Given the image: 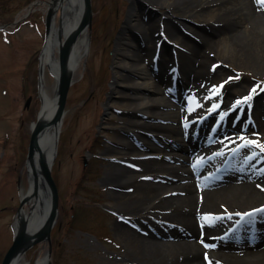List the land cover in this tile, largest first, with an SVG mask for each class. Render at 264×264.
Returning <instances> with one entry per match:
<instances>
[{"label": "bare ground", "instance_id": "obj_1", "mask_svg": "<svg viewBox=\"0 0 264 264\" xmlns=\"http://www.w3.org/2000/svg\"><path fill=\"white\" fill-rule=\"evenodd\" d=\"M127 1L129 6L123 25L113 39L111 80L103 105L104 111L111 115L108 118H113L112 113L120 115L119 119L113 121L117 122L115 132L126 131L127 136L121 133L116 135L118 146L110 145L102 151L109 155L111 161L102 181L112 198L118 199L117 211L121 215L129 214L135 223L141 222L146 228L141 232L129 229L133 235H137L136 242L131 252L120 254L124 258L122 263L264 264V211L257 212L260 217L254 234L248 228L249 221H244L241 231L237 232L226 225L236 211L264 204L263 156L246 155L233 171H225L227 167L226 163L223 165L221 154L205 157L209 147L206 143L214 142L221 132L224 133L222 144L236 138L234 130L243 128L242 118L246 109L239 113L232 110V122H229V113L226 125L214 132L204 121L196 123L197 120L189 117L188 109L195 104L198 93L203 92L202 85L211 80V73L219 69L210 68V61H207V58L214 57L212 50L207 48L200 52L196 49L194 54L189 52L186 55L187 60L181 56L180 67L167 49L163 51L161 47L162 53L168 56L165 57L168 62L164 64L161 60L154 62L151 57L148 58L145 51L150 41L165 44L169 41L175 43L179 39L177 34L190 37L189 28L181 23L171 24L167 21L161 27L159 23H154L157 18L147 20L151 5L164 6L189 17L198 14L195 9L204 11L209 6L217 5L221 8L219 13L227 27H232L228 41L248 64L256 70L262 69L263 58L257 52L264 50V4L258 3V0ZM51 4L54 12L60 9L61 14L58 23L53 16L51 30L40 55V118L48 120L49 125L38 137V153L42 152V158L50 168L67 111H63L61 118L53 122L57 111V84L54 83L52 93L45 89V67L52 69L57 80L60 67L55 49L73 36L64 64V72L73 79L80 57L89 48V28L82 23L85 15L83 0H51ZM43 5L46 6V2ZM211 19L212 16H208L203 20ZM240 22L247 24L239 26ZM199 37L203 41L210 40L205 34H199ZM210 44V47L214 46L213 41ZM182 46L187 48L184 44ZM189 49L193 50L194 47L190 46ZM169 68L178 75L175 86L180 85L181 89L186 85L184 99L179 93L178 98L169 95L173 84L168 76ZM231 101L226 92L225 103L230 105ZM185 102L189 104L185 105ZM150 118L152 121L148 122L146 119ZM252 125L249 123L247 127ZM257 126L264 133V122H258ZM163 133H167L170 139L164 138ZM128 135L139 138L144 148L131 145ZM118 154L136 157L121 159ZM140 154L165 156L175 163L169 161L171 164L159 165L160 173L154 174L151 171L157 162L152 157H140ZM33 158L34 164L29 167V195L33 193L35 197L29 212L28 208H22V215L29 225L40 222L50 213L48 189L41 177L37 152ZM195 158L207 161L193 164ZM209 165H215L217 172H220L215 178L206 171ZM145 176H152L154 181L144 179ZM123 179H132V182L126 183ZM115 225L117 230L128 228L121 218L115 221ZM43 259L44 256H38L34 264H42ZM12 264L28 263L21 254Z\"/></svg>", "mask_w": 264, "mask_h": 264}, {"label": "rangeland", "instance_id": "obj_2", "mask_svg": "<svg viewBox=\"0 0 264 264\" xmlns=\"http://www.w3.org/2000/svg\"><path fill=\"white\" fill-rule=\"evenodd\" d=\"M23 1L6 0L7 5L4 8L8 7L9 11L1 13L0 10V23L10 22L8 26L0 28V256L13 236L11 220L19 203V196L28 187L24 160L30 136V123L35 120L42 100L39 59L46 41V7L39 3L27 11L28 3L24 4ZM128 6L127 0H90L91 15L87 24L89 48L80 57L77 72L67 90L63 107V111L67 113L61 125L57 153L50 169L57 186L58 202L56 221L50 232L51 251L48 261L44 264H123L124 258L120 254L131 252L136 242L137 235L134 236L129 229L141 232L146 228L140 221L135 223V219L129 214L121 215L117 211L118 199L112 198L102 181L104 171L111 162L109 155L103 154L102 151L110 145L118 146L116 135L121 133L127 136L126 131L115 132L114 126L117 122L113 121L119 119L120 115L112 113L113 118H108L111 115L104 111L103 105L111 80L113 39L123 25ZM195 10L198 14L194 13L189 17L164 6L151 5L147 19L157 18L154 23H159L161 27L168 21L171 24L181 23L189 28L190 37L177 34L179 39H175V43L169 41L166 46L176 64L181 60V56L185 58L189 52L194 54L196 49L201 52L208 48L213 52L214 57L207 58V61H210V68L219 69L213 71L211 80L202 85L203 92L198 93L195 104L188 109L189 117L212 111L204 124L210 127L219 121L218 128L221 129L228 122L229 113V122H232V110L239 113L240 110L247 109L251 113L249 122L253 127H237L234 130L236 138L223 144L224 133L221 132L214 142L206 143L209 146L206 153L235 148L241 144L230 157L229 168H235L245 159L244 156L253 153L260 157L262 155L264 163V150L261 148V145H264V133L262 128L257 126L258 122H264V67L256 70L228 41L232 27H227L220 16V7L212 5L204 11ZM60 14V9L54 12L56 23L59 22ZM208 16H212L210 21L203 20ZM246 24L247 22H240L239 26ZM199 34L209 36L210 40L203 41ZM154 41H150L145 50L148 58L152 55ZM211 41L214 46L210 47ZM190 46L194 49L190 50ZM257 53L264 62V50ZM58 54L59 49L56 47L57 58ZM161 55V62L167 63L165 57L168 56L163 53ZM168 76L175 84L178 75L171 77L169 72ZM54 83H57V80L52 69L46 66L43 83L45 89L52 93ZM185 86L183 85L180 93L183 99L187 92H184ZM179 88L180 85L172 86L169 90L171 98L179 92ZM226 92L232 98L230 105L225 103ZM249 94L251 95L248 100H241L236 104L239 98ZM186 104L189 103L185 102ZM146 120L152 121L151 118ZM242 120L244 124V116ZM180 123L179 121L178 124ZM128 136L131 145L138 148L141 146L142 149L139 138ZM162 136L170 139L167 133ZM245 139L258 143L245 144ZM118 155H121V159L136 157L132 154ZM151 155L153 154L139 155L152 157L157 162L151 173H160L161 164L175 163L165 156ZM211 169L212 167L208 170ZM144 179L154 181L152 176H145ZM122 181L129 183L132 179ZM28 206L29 202L25 208H29ZM120 218L126 222L128 228L117 230L115 221ZM228 223L229 221L226 225ZM46 247L47 243L41 242L29 248L24 254L29 264L38 256H43Z\"/></svg>", "mask_w": 264, "mask_h": 264}, {"label": "water", "instance_id": "obj_3", "mask_svg": "<svg viewBox=\"0 0 264 264\" xmlns=\"http://www.w3.org/2000/svg\"><path fill=\"white\" fill-rule=\"evenodd\" d=\"M44 3L46 2V13H45V36L47 37L52 25V19L54 16V9L51 4V0H33L28 5L29 11L31 5L37 3ZM85 15L83 17L82 23L88 24L90 21L91 15V7H90V0H83ZM3 25H0V27ZM73 36L68 37L63 43L58 45L59 54H58V61L60 67V73L57 78V111L55 117L52 119L53 122H57L63 113V107L65 103V98L67 94L68 87L71 83V78L64 72V64L68 52L69 45ZM41 70V69H40ZM29 100V99H28ZM28 102V101H27ZM41 107V105H40ZM40 109L37 113L35 121L31 122L30 124V137L28 142L27 148V156L25 159V165L27 167V174L29 179L28 191L25 194H22L20 197L19 207L16 212V221L14 224V233L13 239L10 246L7 248L6 252L4 253L1 263L0 264H12L22 253L25 252L31 245L37 243L42 240L48 241V248L46 251V255L43 259V263L48 261V255L50 253V229L55 222L56 212H57V186L56 183L51 175L50 167L46 165L43 160L42 152L39 151V143L38 137L39 134L43 131L45 127L49 125L48 120H41L40 118ZM55 146V145H54ZM38 154L37 163L39 166V170L41 173V177L43 180L44 185L48 189L47 192L49 194L50 199V213L46 215L40 222L34 223L29 225L26 217L22 215V205L23 203L33 200L35 195L32 193L29 195V190L31 186L30 182V173L29 167L34 164L35 154ZM33 204V201H32Z\"/></svg>", "mask_w": 264, "mask_h": 264}, {"label": "snow or ice", "instance_id": "obj_4", "mask_svg": "<svg viewBox=\"0 0 264 264\" xmlns=\"http://www.w3.org/2000/svg\"><path fill=\"white\" fill-rule=\"evenodd\" d=\"M258 3L264 4V0H258ZM214 87H219V86H214ZM250 95L251 94H249V96L239 98L236 101V104H239L241 102V100H244V101L248 100L250 98ZM213 107H217V105H213ZM244 143L245 144H257L258 142L254 141V140L245 139ZM261 148H262V150H264V145H261ZM253 155H255V153H253ZM259 211H264V205H261L259 208H256V209H250L249 212L239 213V215L247 216V215H249V213H255V212H259Z\"/></svg>", "mask_w": 264, "mask_h": 264}, {"label": "trees", "instance_id": "obj_5", "mask_svg": "<svg viewBox=\"0 0 264 264\" xmlns=\"http://www.w3.org/2000/svg\"><path fill=\"white\" fill-rule=\"evenodd\" d=\"M30 1H32V0H24L23 1V3L24 4H27V3H29ZM7 5V2H6V0H0V10H1V13H4V12H7V11H9L7 8L8 7H6V8H4L5 6ZM2 19V18H1ZM0 19V20H1Z\"/></svg>", "mask_w": 264, "mask_h": 264}]
</instances>
